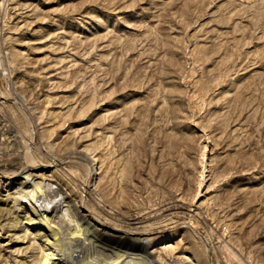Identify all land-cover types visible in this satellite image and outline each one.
I'll return each mask as SVG.
<instances>
[{"label": "rangeland", "instance_id": "1", "mask_svg": "<svg viewBox=\"0 0 264 264\" xmlns=\"http://www.w3.org/2000/svg\"><path fill=\"white\" fill-rule=\"evenodd\" d=\"M80 213L152 264H264V0H0V264Z\"/></svg>", "mask_w": 264, "mask_h": 264}, {"label": "bare ground", "instance_id": "2", "mask_svg": "<svg viewBox=\"0 0 264 264\" xmlns=\"http://www.w3.org/2000/svg\"><path fill=\"white\" fill-rule=\"evenodd\" d=\"M38 196L32 202V205L34 206L33 215L35 216L43 217L45 216V213L51 209H58L61 207L60 200L56 199L54 202H45L42 200V197L40 198ZM79 215V218L82 220V226L84 225L82 229L80 228L78 221H75L76 223L74 222L75 225L71 224L72 226L65 223V228L73 229V233L80 232L82 230L83 238L81 241V246H77L74 241H66L64 238L56 236L57 234L59 235L58 229H51L49 234L52 237V242L50 245V254L52 253V255L50 257L53 258H51V261L48 264H152V260L146 256L145 248L142 245L139 248L133 249V251H128L127 249H117L114 251L111 248L109 251L102 248L98 249L90 238L92 235L88 236V233L101 234V232L99 233V230H97L96 226H92L93 223L88 221V219L85 217L86 215L82 213ZM63 222L65 221L63 220ZM63 240L66 244L65 247H62ZM79 248H81V250L77 253L76 250ZM41 264H47L46 260Z\"/></svg>", "mask_w": 264, "mask_h": 264}]
</instances>
